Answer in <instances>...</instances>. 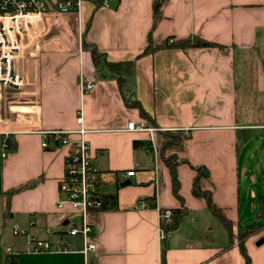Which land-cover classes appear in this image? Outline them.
I'll list each match as a JSON object with an SVG mask.
<instances>
[{
	"label": "crops",
	"instance_id": "crops-1",
	"mask_svg": "<svg viewBox=\"0 0 264 264\" xmlns=\"http://www.w3.org/2000/svg\"><path fill=\"white\" fill-rule=\"evenodd\" d=\"M44 1L55 9L64 0ZM156 1L82 0L78 12L55 14L46 39L17 59L25 85L4 89L1 103L0 131L19 133L5 157L0 136V264H84L82 237L68 234L79 220L57 207L70 147L45 149L39 133L69 132L76 145L78 114L103 177L104 209L88 217L94 263L161 264L164 249L167 264H246L240 242L253 227L243 245L251 264H264V0H165L154 23ZM190 37L223 49L174 46ZM150 43L171 46L144 54ZM106 61L133 62L123 88ZM81 80L95 87L84 93ZM140 121L158 131H127ZM167 160L178 162L180 197ZM197 168L208 171L199 188L229 230L194 195ZM25 184L33 185L7 207L6 193ZM165 209L187 212L167 234ZM16 228L73 252L32 253L16 243Z\"/></svg>",
	"mask_w": 264,
	"mask_h": 264
},
{
	"label": "built area",
	"instance_id": "built-area-1",
	"mask_svg": "<svg viewBox=\"0 0 264 264\" xmlns=\"http://www.w3.org/2000/svg\"><path fill=\"white\" fill-rule=\"evenodd\" d=\"M99 4L109 7L110 0H98ZM82 0H64L56 4L55 9L50 8L44 0H0V123L2 93L4 89H21L25 85L23 76L16 70V61L30 49H37L39 43L44 41L50 32L51 22L55 14H69L78 12ZM82 91L88 92L95 87L94 81L81 80ZM83 116L78 114L77 122L81 129L77 134L81 142L71 145V133L64 131H42V147L48 149L51 144L57 147H70L65 160V170L59 182L60 195L64 199L58 202V209L70 211L75 214L79 224L68 232L71 237H82L83 249L80 251L84 257V264H96L92 261V254L96 245L90 241L93 232L88 222L91 213L104 209L103 177L93 162L91 148L85 140L88 131L83 128ZM129 132H147L154 134L158 129L149 126L146 121L131 122L127 126ZM19 131L4 128L0 131L3 137V157L11 149V137ZM53 142V143H51ZM136 174L134 170L127 172L124 177L130 178ZM140 208H147L146 201L140 202ZM174 212L169 209L160 211L162 228L172 222ZM31 222V226H34ZM20 234L15 229V235ZM30 252L40 253H69L73 252L62 240H43L35 235H27ZM11 252V249H8Z\"/></svg>",
	"mask_w": 264,
	"mask_h": 264
},
{
	"label": "trees",
	"instance_id": "trees-1",
	"mask_svg": "<svg viewBox=\"0 0 264 264\" xmlns=\"http://www.w3.org/2000/svg\"><path fill=\"white\" fill-rule=\"evenodd\" d=\"M165 0H157L156 1V5H155V19H154V23H156L159 19V10H160V6L161 4H163ZM88 44L86 42H84V46H87ZM171 45H169L168 43H166L164 46H160V47H156L154 45H152L151 43L148 45V47L145 49L144 54L147 53H153L155 52L157 49L162 48V47H170ZM174 46L178 47V48H189V47H197V48H212V47H218L220 49H223V47L210 43L208 41H205L203 39L197 38V37H190L188 39L185 40H181L178 41L174 44ZM91 47L92 53L94 55V57H97V55H99L98 50L95 47ZM225 49V48H224ZM107 63V67L108 69L114 73L115 75L118 76V82L120 84V86L123 88V86L126 83V75H129L132 72L133 69V62H109L106 61ZM125 101L127 103L128 106L130 107H135L139 109L140 115L143 119H145L146 121L150 122V117L148 116L147 112L143 109V107L140 105V103L138 101H133V100H129L128 98L124 97ZM167 164L170 168V174H171V179H172V190L173 193L176 197H180L179 195V187H180V183L178 180V175H177V166H178V162H171L170 160H167ZM197 176L195 178L194 181V186H193V193L195 196L198 197H203L207 200L208 205L210 207V209L212 210V212L218 217L220 218V220L222 221L223 225L229 230L230 229V223L229 220L225 217L224 213L222 210L216 208V206L213 204L212 202V198L211 195L205 191H202L199 188V181L202 178V176H207L208 175V171L204 168H197ZM33 184H25V185H21L17 188L12 189L11 191H9L8 193H6L7 196V207L9 206L10 203V199L13 195L22 192L23 190L31 187ZM145 201V200H144ZM7 211V208H6ZM174 212V216L172 219L171 224L169 225H165L163 226L165 233H169L172 230H175L180 221L182 220V218L186 215V210L183 211H173ZM253 229V227H249L248 231H245L242 233V239H241V252H243L244 257L246 259V264H251L250 261V257L247 253V251H245L244 245H243V240L245 238V236L249 233V231H251ZM13 262L10 261V264H12ZM161 264H167L166 263V258H165V250L162 249V253H161Z\"/></svg>",
	"mask_w": 264,
	"mask_h": 264
},
{
	"label": "rangeland",
	"instance_id": "rangeland-1",
	"mask_svg": "<svg viewBox=\"0 0 264 264\" xmlns=\"http://www.w3.org/2000/svg\"><path fill=\"white\" fill-rule=\"evenodd\" d=\"M16 238V243L20 245V247L27 248L28 247V242H27V237L26 235H23V233L14 235Z\"/></svg>",
	"mask_w": 264,
	"mask_h": 264
},
{
	"label": "water",
	"instance_id": "water-1",
	"mask_svg": "<svg viewBox=\"0 0 264 264\" xmlns=\"http://www.w3.org/2000/svg\"><path fill=\"white\" fill-rule=\"evenodd\" d=\"M130 183V181H128L127 183H125V184H129Z\"/></svg>",
	"mask_w": 264,
	"mask_h": 264
}]
</instances>
